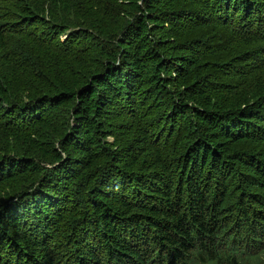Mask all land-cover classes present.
I'll return each instance as SVG.
<instances>
[{
	"label": "trees",
	"instance_id": "1",
	"mask_svg": "<svg viewBox=\"0 0 264 264\" xmlns=\"http://www.w3.org/2000/svg\"><path fill=\"white\" fill-rule=\"evenodd\" d=\"M124 1L0 0V264H264V0Z\"/></svg>",
	"mask_w": 264,
	"mask_h": 264
},
{
	"label": "rangeland",
	"instance_id": "2",
	"mask_svg": "<svg viewBox=\"0 0 264 264\" xmlns=\"http://www.w3.org/2000/svg\"><path fill=\"white\" fill-rule=\"evenodd\" d=\"M144 0H126L124 1V5L123 7L120 9L123 14H126L127 17L128 16H133L135 13H133V11L131 10L132 6L134 3H140V5L143 3ZM28 3V2H27ZM43 16V15H42ZM46 16H48V14L46 13ZM122 17V16H121ZM47 18V17H46ZM116 19V18H115ZM127 19V18H125ZM108 142H112L113 139L112 138H107ZM9 187L10 185H4L2 186V188L0 189V201H3L4 199H6L7 194H11V192H9ZM262 255L264 256V253H262Z\"/></svg>",
	"mask_w": 264,
	"mask_h": 264
}]
</instances>
